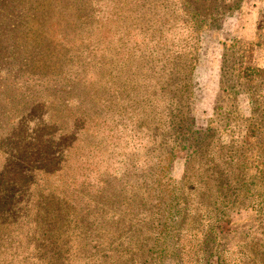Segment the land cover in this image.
<instances>
[{
    "label": "rangeland",
    "instance_id": "1",
    "mask_svg": "<svg viewBox=\"0 0 264 264\" xmlns=\"http://www.w3.org/2000/svg\"><path fill=\"white\" fill-rule=\"evenodd\" d=\"M29 2L37 5L38 24L21 33L30 20L20 18L17 33L0 36V264H130L127 238L138 226L127 232V216L136 210V220L146 222L149 202L117 203L132 185L156 178L173 198L190 193L202 231L208 215L223 212L228 222L218 227L232 230L230 242H250L255 231L263 240L264 178L254 177L264 160L260 131L240 128L218 139L206 131L196 151L201 161L192 167L197 173L186 163L183 133L173 130V106L163 93L170 89L164 79L169 55L186 36L183 4H190L202 24L187 118L198 130L224 124V110L234 105L219 84L222 42L246 41L251 63L264 69V0H22V13ZM248 102L245 97L239 107L254 121ZM56 126L67 130L65 144ZM31 152L46 154L57 194L48 187L34 193L42 181L25 166ZM161 152L168 160L159 161ZM240 160L247 185L235 193L203 175L205 167ZM152 203L155 211L159 203ZM118 218L124 228L116 240L104 224ZM160 264L180 263L166 254Z\"/></svg>",
    "mask_w": 264,
    "mask_h": 264
},
{
    "label": "trees",
    "instance_id": "2",
    "mask_svg": "<svg viewBox=\"0 0 264 264\" xmlns=\"http://www.w3.org/2000/svg\"><path fill=\"white\" fill-rule=\"evenodd\" d=\"M21 4L22 0H0V36L1 33L3 35L7 32L17 33L15 26H17L20 18H29L30 20L27 23V28L25 27V30L23 29L21 33L30 32V24H38L39 11L37 5H31L29 2L26 13H22L21 10L27 5ZM183 5L185 8L183 12L187 15V18L182 21L181 25L186 36L183 37V40L176 37L180 42L183 41V44L179 49L172 50L169 55L171 62H169L170 66L166 69L164 79H166L165 86L170 89L167 92L165 90L163 95H166L165 98L169 101V105L173 106V109L168 113L173 117H170L173 130H181L183 133H181L183 137L179 143L180 148L185 151L186 163L191 165L189 169L196 171L192 167L195 162L201 161V156L197 157L196 151L209 131V135H216L218 139L221 134L234 135L240 128H243L246 132L256 128L264 137V69L251 63L249 58L250 47L246 41L232 38L227 42H222L218 73L219 84L222 91L228 94L234 106L224 110L225 115L222 116L224 124L207 125L203 130L195 129L193 120L187 118L188 111L185 108L192 95L191 74L196 61L197 32L201 28L202 19L197 18L199 11L190 4ZM27 13L30 14L27 16ZM262 35L264 38V33ZM245 97L249 100V113L254 116V121L244 117L241 112L242 109L239 107ZM67 108L69 110L68 105ZM256 114L259 115L258 118ZM51 117L52 119L49 117L46 120L54 122V108ZM56 134L61 138L63 144L67 142L69 136L67 130L56 126ZM168 155L169 153L164 155V152H161L159 154L160 158H158L159 161L168 160ZM64 160H66V157H64ZM25 161V166L31 171L36 169L40 176L39 179L42 181V188L34 193L44 192L45 187H48V191L51 188L55 191L54 194H57L60 187L52 184L55 179H49V177H56L57 175L53 176L54 168L50 170L47 165H44L46 154L25 153ZM229 163L227 162L225 166L216 165L214 169L213 167H205L202 170L206 178L220 181L226 186H233L231 190L235 193L238 189L241 190L243 186L247 185L244 179L246 177L245 161L240 160L234 166H228ZM62 167L63 165L58 169ZM255 168L257 174H254V177L264 178V160L258 161ZM157 174L160 175V172H157ZM151 175L150 171L147 176ZM192 175L191 173L187 177ZM157 179L132 185L127 190L129 195H123V200L120 199L121 202L118 201L117 203L118 205L125 204L128 207L136 208L137 206L144 207L149 202L147 207L149 217L146 222L136 220V217H134L136 210L133 211L131 217L127 216L126 221L129 227L127 232L134 226H138L127 238V242L131 240L133 244V252L127 260L131 262L130 264H160L161 257L166 254L174 255L180 264H264V239L261 240L258 236L261 233L255 231L254 235H251L252 240L250 242L244 240L230 242L228 236L232 230H222L218 227L219 224L228 222L223 212H220L219 215H208L205 226L207 229L202 231L201 227L195 225L197 223L198 208L194 205L193 199L189 200L190 193L187 191L185 194L181 193L180 197H176V195V198H173L174 191L169 188L164 193L163 189L158 186ZM262 183L264 187V181ZM9 184L12 185L13 183ZM126 186H128V183H124L120 188ZM226 186L223 189H227ZM162 193L168 195L163 208L160 206L163 199ZM192 197H195V195L192 194ZM154 198L159 203L155 211L152 210L154 203L150 204ZM179 199L180 201H178ZM180 204L183 206L181 207ZM178 206L180 209H184L181 214L176 209ZM203 210L207 212L206 208H203ZM131 220L136 221L130 223ZM257 222L261 223V221ZM153 223L155 224L153 225ZM104 225H107V234L111 231L112 234H116V240L119 239L124 228L123 220L120 218L115 221L109 220ZM112 225H114L113 228H110ZM47 262L49 264H60L56 260H47Z\"/></svg>",
    "mask_w": 264,
    "mask_h": 264
}]
</instances>
